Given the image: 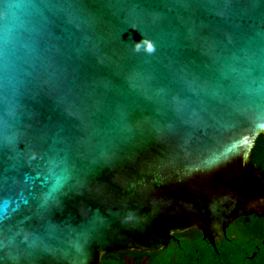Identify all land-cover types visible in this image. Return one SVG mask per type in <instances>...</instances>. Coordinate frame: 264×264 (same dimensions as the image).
Listing matches in <instances>:
<instances>
[{
  "label": "water",
  "instance_id": "obj_1",
  "mask_svg": "<svg viewBox=\"0 0 264 264\" xmlns=\"http://www.w3.org/2000/svg\"><path fill=\"white\" fill-rule=\"evenodd\" d=\"M261 133L264 0H0V264L214 244Z\"/></svg>",
  "mask_w": 264,
  "mask_h": 264
},
{
  "label": "flooded vegetation",
  "instance_id": "obj_2",
  "mask_svg": "<svg viewBox=\"0 0 264 264\" xmlns=\"http://www.w3.org/2000/svg\"><path fill=\"white\" fill-rule=\"evenodd\" d=\"M99 264H264V216L237 217L214 244L191 228L160 250H117L102 255Z\"/></svg>",
  "mask_w": 264,
  "mask_h": 264
},
{
  "label": "trees",
  "instance_id": "obj_3",
  "mask_svg": "<svg viewBox=\"0 0 264 264\" xmlns=\"http://www.w3.org/2000/svg\"><path fill=\"white\" fill-rule=\"evenodd\" d=\"M250 160L252 165L264 171V133H261L255 140ZM226 257H232V255L228 253Z\"/></svg>",
  "mask_w": 264,
  "mask_h": 264
},
{
  "label": "clouds",
  "instance_id": "obj_4",
  "mask_svg": "<svg viewBox=\"0 0 264 264\" xmlns=\"http://www.w3.org/2000/svg\"><path fill=\"white\" fill-rule=\"evenodd\" d=\"M140 46L139 45H137V48H139ZM149 50H151V47H149Z\"/></svg>",
  "mask_w": 264,
  "mask_h": 264
},
{
  "label": "snow or ice",
  "instance_id": "obj_5",
  "mask_svg": "<svg viewBox=\"0 0 264 264\" xmlns=\"http://www.w3.org/2000/svg\"><path fill=\"white\" fill-rule=\"evenodd\" d=\"M149 47H151V46H149Z\"/></svg>",
  "mask_w": 264,
  "mask_h": 264
}]
</instances>
